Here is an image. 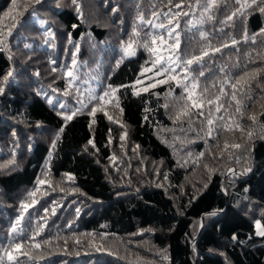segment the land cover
<instances>
[{
  "label": "trees",
  "instance_id": "16d2710c",
  "mask_svg": "<svg viewBox=\"0 0 264 264\" xmlns=\"http://www.w3.org/2000/svg\"><path fill=\"white\" fill-rule=\"evenodd\" d=\"M203 3L42 0L25 11L0 0L5 31L16 17L0 44L2 264H264L255 226L264 227V12L253 5L225 23L239 7L234 0H217L210 12ZM159 36L164 43L151 44ZM129 40L132 56L124 51ZM201 49L209 55L189 67L188 81L183 64L171 75L189 85L196 77L194 98L207 87L205 98L215 100L223 87V107L206 104L203 116L191 108L178 119L187 93L153 65L157 54L175 67L177 56ZM241 77L247 84L243 92L238 86L237 113L231 83Z\"/></svg>",
  "mask_w": 264,
  "mask_h": 264
},
{
  "label": "snow or ice",
  "instance_id": "6c2138e0",
  "mask_svg": "<svg viewBox=\"0 0 264 264\" xmlns=\"http://www.w3.org/2000/svg\"><path fill=\"white\" fill-rule=\"evenodd\" d=\"M223 2H227V0H223ZM234 2L239 6L236 8L235 11L232 12L231 15H229L225 21V23L227 22H231L233 17L234 16H237V15H244L245 13V10L247 9H250L253 7V5H256L257 6V10L260 11V12H264V0H250V3L248 2V0H234ZM12 3H13V8L16 9L17 7H21L23 8L25 11H27V9L32 5V4H39V3H42V0H27L26 3H23V4H19L17 3V0H12ZM73 3H76V0H73ZM216 3H217V0H204V3H203V9L205 12H210L211 9L213 7L216 6ZM196 5L197 6H200L201 5V0H196ZM176 7H180V5H176ZM19 14H22V13H17V15ZM8 15V14H6ZM155 15V13H154ZM176 15H179V13H177ZM184 15H189V13H184ZM209 19H212L213 17L209 16L208 17ZM141 20H143V16L140 17ZM41 23H43V21H41ZM147 23H151V21H148ZM172 21L169 20V24H171ZM16 27V17L15 16H12L11 17V26L10 27H6V31H5V26L3 25H0V44H3L5 42V39L7 36H10L12 34V29ZM156 27H159V28H163L165 27L164 24H159V25H156ZM178 27V25H177ZM173 32H174V29H170L169 32H168V35L169 37L171 38L172 35H173ZM203 35V34H202ZM259 35H262L264 36V29H262L259 33ZM134 36L138 37L139 36V33L138 32H134ZM245 40H248L249 37L245 34L244 37H243ZM251 39H255V37H251ZM157 40L161 41L162 43H164V38L162 36H159V37H152L151 38V44L155 45L157 43ZM179 38H178V34H176V39L174 41V49L175 48H178L179 47ZM236 43H238L235 39L232 40V44L235 45ZM145 48L148 47V44H145L143 45ZM25 47H28V45H25ZM222 47H228L227 44L225 45H222ZM77 51H79V48H77ZM124 51H125V54L128 55V56H132V55H135V50L133 48V41L132 40H129L126 45H124ZM150 51H152L154 54L157 52V49L155 48H152L150 49ZM213 51L215 52H219L220 51V48H215L213 49ZM209 55V52L207 50H204V49H201L200 51V55H193L191 56V58L189 59H186V60H180V57L177 56L176 57V61H180L179 63H175V67H173V59L172 57H168V60H167V63L166 64H161V61L164 59L163 56H160L157 54L156 56V60L154 62V67L156 64H160V71L157 73V75L161 74L162 72L163 73H168L169 74V78L172 79V80H175L177 81L178 84H182V87L184 89V92L187 93L186 97H184V107L178 112L177 114V118L179 119L181 116H185V115H188V112L191 108H195V109H198V110H201L199 111V115L203 116L204 115V112L202 111V109L205 107V105L207 104L208 106H215V111L216 112H219L221 110V108L223 107L222 104H219L218 101L220 100V96L222 95H225L224 93V89L223 87H221L220 89V95L216 96L215 100H212V99H206L205 98V93L208 92V88L205 87L202 92H200L198 95L195 96L194 98V92L195 90L199 87V84H198V80L196 77H192L191 81H190V85L188 83H182L181 80H178L177 79V76L175 75H171V73H173L175 71V68L176 67H181V64H183V71L185 73L184 77H183V80L184 81H188L189 80V67L191 65H193L194 63L199 65L201 63V61L203 60V57L205 56H208ZM72 64L73 66H75L76 64V60L75 58L73 57L72 59ZM145 71H148V69H145ZM67 75L69 78H74L73 76V71L72 69H69L67 71ZM200 76H203L204 73L203 72H200L199 73ZM12 76V72L9 71L4 77H3V81L6 83L9 79V77ZM254 78V77H253ZM137 83H141L139 80H137ZM160 83H167V79L165 80H162L160 81ZM247 84V81L244 80L243 77H241L240 79H237L234 83H231V99L232 101H235L236 103V112L237 113H240L241 111V100L237 99V90H238V86H239V90L241 92H243L244 90V85ZM71 86V84L69 85ZM215 86V85H213ZM150 87H155V85H150ZM109 89L111 90L112 93H114L115 91H118V89H111V86H109ZM191 89V90H190ZM4 91L3 87H0V93H2ZM141 91H144V92H147L148 91V88H142ZM135 95H139L140 93L139 92H135L134 93ZM65 95H68V92H65ZM109 95V92H105L103 96L99 97L98 100L99 101H103L105 97H107ZM94 99H96L94 97ZM51 102V101H50ZM118 103V102H117ZM59 107L61 108H65L66 106L64 104H60ZM165 107H167V105H165ZM77 111L79 110H76V111H73L71 115H66L65 116V120H71L73 118V116H75L77 114ZM97 111V109L94 107L92 109V112L90 113L91 115H95V112ZM120 111L122 112L123 109H120ZM209 115H211V107L209 108ZM110 120L112 119V117H108ZM221 120H223L224 118L223 117H220ZM229 119H231V117H229ZM249 119L255 121L256 120V116L255 115H252L249 117ZM214 123L213 119L209 118L207 119V124L209 126V130H208V135L211 136L212 135V129H211V125ZM223 127L227 128V130L229 131H232V127L230 125H223ZM236 129L241 131L242 133L244 132V129L240 127L239 124H236L235 125ZM247 135L249 136V138H251L252 136V132H248ZM124 137H121V139H123ZM89 143H92V141H89ZM225 147H228L227 144H225ZM231 147H234V148H239L241 147V145L239 144H234V145H231ZM11 163V162H10ZM69 179H71L72 177H68ZM47 181L45 180H39L37 181V184L38 185H43L45 184ZM39 187H37L36 191L30 193V196L31 197H35L37 192H39ZM38 201L36 200H33L32 201V205H34L35 203H37ZM32 205L30 204H22V209L24 212H27L28 208L32 207ZM47 211V210H45ZM23 219V213L21 214V218L18 219L16 221V224L19 225L21 220ZM256 227L258 229H261V231L259 232L260 235L264 236V227L261 226L260 222L257 221L256 222ZM13 232L16 231V228L13 227L12 229ZM35 247L39 248L40 245L37 244L35 245ZM22 248V244L20 243H17L14 245V249L15 251H18ZM5 255L8 257V259L11 261V260H14L16 259L11 252H8L6 251L5 252ZM2 259L3 258H0V264H2Z\"/></svg>",
  "mask_w": 264,
  "mask_h": 264
},
{
  "label": "rangeland",
  "instance_id": "374dc122",
  "mask_svg": "<svg viewBox=\"0 0 264 264\" xmlns=\"http://www.w3.org/2000/svg\"><path fill=\"white\" fill-rule=\"evenodd\" d=\"M257 221L260 222V220H257ZM257 221H256V222H257ZM256 222H255V226H256ZM260 224H261V222H260ZM261 226L263 227L262 224H261ZM260 231H261V229H258V228L256 227V233H257L258 235H260V234H259Z\"/></svg>",
  "mask_w": 264,
  "mask_h": 264
}]
</instances>
